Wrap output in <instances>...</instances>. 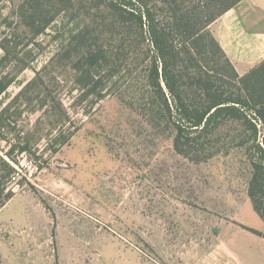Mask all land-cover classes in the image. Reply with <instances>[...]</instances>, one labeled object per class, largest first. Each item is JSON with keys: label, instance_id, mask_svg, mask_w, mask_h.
I'll return each mask as SVG.
<instances>
[{"label": "rangeland", "instance_id": "obj_1", "mask_svg": "<svg viewBox=\"0 0 264 264\" xmlns=\"http://www.w3.org/2000/svg\"><path fill=\"white\" fill-rule=\"evenodd\" d=\"M22 1L0 0V38L19 29L18 58L29 64L0 70L15 77L0 109L12 114L14 134L29 147L14 154V193L0 208V264H223L215 244L241 226L262 225L246 192L250 168L234 139L237 124L223 122L195 145H176L165 108L145 82L144 45L130 38L114 60L120 40L103 35L118 66L86 93L71 51L81 45L67 34L84 26L82 5L69 11L79 16L72 25L53 24L34 38L17 17ZM207 3L188 6L203 11ZM215 21L206 28L213 36ZM222 60L204 59L215 67ZM263 60L235 70L245 75ZM7 148L0 141V153ZM235 242L250 239L242 233Z\"/></svg>", "mask_w": 264, "mask_h": 264}, {"label": "trees", "instance_id": "obj_2", "mask_svg": "<svg viewBox=\"0 0 264 264\" xmlns=\"http://www.w3.org/2000/svg\"><path fill=\"white\" fill-rule=\"evenodd\" d=\"M191 1L23 0L16 12L20 26L35 38L53 24L72 25L79 16L71 17L69 11L82 5L84 26H69L67 32L81 47H71V41L67 46L79 55L74 69L79 73L78 82L87 87L86 93L93 92L103 78L111 79L115 73L111 69L118 66L114 60L122 59L124 44H129L130 38L137 42L136 47L144 45L145 55L141 61H147L145 82L165 108L175 132L176 145L180 140L190 147L223 122L236 123L240 133L238 131L234 139L239 147H244L250 168L247 196L263 223L261 231L241 227L264 239V60L239 76L215 37L206 30L211 22L242 0H208L203 11L189 7ZM92 11L98 13L99 16L93 15L99 18V28L102 27L97 34ZM59 15L60 20H57ZM8 27L15 29L11 22ZM18 30L0 38L4 52L0 70L11 63L18 64V71L29 66L18 58L15 42ZM103 35L120 40L118 50L121 51L116 57L107 49ZM214 56L217 60L223 59L221 67L204 61ZM14 79L10 75L0 77V96ZM37 79L39 72L25 88ZM12 123V114L7 108H1L0 141L7 143L8 148L0 153V208L14 193L10 187L11 178L19 166L15 152L20 156L29 151L28 145H21V139L14 134Z\"/></svg>", "mask_w": 264, "mask_h": 264}, {"label": "crops", "instance_id": "obj_3", "mask_svg": "<svg viewBox=\"0 0 264 264\" xmlns=\"http://www.w3.org/2000/svg\"><path fill=\"white\" fill-rule=\"evenodd\" d=\"M213 31L236 70L246 72L264 59V0H242L217 18ZM242 229L227 232L224 244L216 243L213 249L216 247V252L224 256L223 264H230L228 260L234 264H264V239ZM253 229L261 231L263 223ZM242 233L250 242L236 246L235 238Z\"/></svg>", "mask_w": 264, "mask_h": 264}]
</instances>
